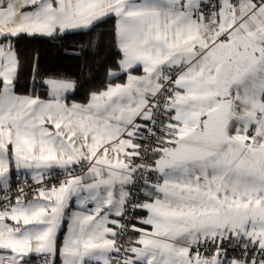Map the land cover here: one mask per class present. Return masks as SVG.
Segmentation results:
<instances>
[{
    "label": "snow or ice",
    "instance_id": "1",
    "mask_svg": "<svg viewBox=\"0 0 264 264\" xmlns=\"http://www.w3.org/2000/svg\"><path fill=\"white\" fill-rule=\"evenodd\" d=\"M109 19L122 83L17 92L19 37ZM34 257L264 264V0H0V264Z\"/></svg>",
    "mask_w": 264,
    "mask_h": 264
},
{
    "label": "trees",
    "instance_id": "2",
    "mask_svg": "<svg viewBox=\"0 0 264 264\" xmlns=\"http://www.w3.org/2000/svg\"><path fill=\"white\" fill-rule=\"evenodd\" d=\"M114 19L91 30L69 31L54 37L21 36L16 41L20 58V74L17 92L28 94L33 70L39 83L45 77L64 78L75 82L74 90L66 98L68 102L85 103L91 93L104 90L111 80L108 71L117 70L120 55L112 43L111 29ZM41 98L47 93L40 90ZM40 261H38L39 263Z\"/></svg>",
    "mask_w": 264,
    "mask_h": 264
},
{
    "label": "crops",
    "instance_id": "3",
    "mask_svg": "<svg viewBox=\"0 0 264 264\" xmlns=\"http://www.w3.org/2000/svg\"><path fill=\"white\" fill-rule=\"evenodd\" d=\"M73 31H78V30H73ZM133 74H134V75H142V74H143V73H142V69H138L137 71L133 72ZM125 79H126V77L124 76V78H123L122 80H120V81H116V82H114V83H122ZM114 83H113V84H114ZM72 91H73V90H71L70 92H68V93L66 94V96H67L69 93H71ZM47 98H48V97H46V98H42V99H47ZM88 101H89V99H88L85 103H81V104H87ZM67 103L70 105V104H72L73 102H68V101H67ZM14 175H15V171L13 170V173H12V180H13V176H14ZM12 180H11V184H12ZM76 209H77V206H76L75 202L73 201V202L70 204L69 208L67 209V212H68V213H71L72 211H75ZM66 230H67V222L65 221L64 224H63V226H62V228L60 229L59 234H58V241H59V242H62V240H63V236H64V234L66 233ZM30 264H40V262L38 263V260L34 257V258L31 260ZM57 264H62V262L59 260V258H57Z\"/></svg>",
    "mask_w": 264,
    "mask_h": 264
},
{
    "label": "built area",
    "instance_id": "4",
    "mask_svg": "<svg viewBox=\"0 0 264 264\" xmlns=\"http://www.w3.org/2000/svg\"><path fill=\"white\" fill-rule=\"evenodd\" d=\"M61 176V174H60V172H59V170H56V172L54 173V180H53V182H55V179L57 178V177H60ZM20 184L21 186H23V187H27L28 186V180L27 179H20L19 181L16 179V176L14 175L13 176V180H12V187H13V190H15V186L17 185V184ZM31 195V194H30Z\"/></svg>",
    "mask_w": 264,
    "mask_h": 264
}]
</instances>
